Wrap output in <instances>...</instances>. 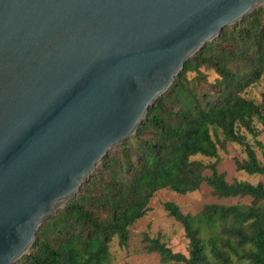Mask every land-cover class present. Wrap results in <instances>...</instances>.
<instances>
[{
    "label": "water",
    "instance_id": "water-1",
    "mask_svg": "<svg viewBox=\"0 0 264 264\" xmlns=\"http://www.w3.org/2000/svg\"><path fill=\"white\" fill-rule=\"evenodd\" d=\"M264 0H0V264L29 254L186 61Z\"/></svg>",
    "mask_w": 264,
    "mask_h": 264
},
{
    "label": "trees",
    "instance_id": "trees-1",
    "mask_svg": "<svg viewBox=\"0 0 264 264\" xmlns=\"http://www.w3.org/2000/svg\"><path fill=\"white\" fill-rule=\"evenodd\" d=\"M208 71L217 77L209 80ZM264 79V5L185 62L171 88L150 107L137 132L109 151L79 192L38 229L29 254L15 264H112L111 243L131 240L130 228L149 211L154 195H185L208 185L219 198L250 203H209L196 214L163 204L189 240V256L145 235L148 253L163 264H264V184L229 182L217 162L223 142L244 147L238 171L264 177V91L260 104L244 96ZM255 139L263 160L247 137ZM207 170L211 171L207 175Z\"/></svg>",
    "mask_w": 264,
    "mask_h": 264
},
{
    "label": "rangeland",
    "instance_id": "rangeland-1",
    "mask_svg": "<svg viewBox=\"0 0 264 264\" xmlns=\"http://www.w3.org/2000/svg\"><path fill=\"white\" fill-rule=\"evenodd\" d=\"M209 80L213 81L217 75L214 71H208ZM264 91V79L256 85L250 87L244 96L252 99L260 104L262 101V92ZM259 131L258 141L264 143V127L256 123ZM248 141L254 145L258 157L263 160V156L259 147L255 145V139L245 129H240ZM219 154L218 158H205L196 156L194 159L201 160L205 164L217 162L220 173L226 174V179L229 182L246 181L252 184L263 183L264 177L260 175H249L244 171H238L236 161H243L247 155L244 147L232 143L223 142V137L220 136L218 141ZM207 175L211 174L207 170ZM249 198H219L212 189L203 184L199 190L185 195L174 193L170 190H161L157 192L149 204L147 214L138 220L131 228V240L127 247H121L118 239L115 237L111 243L112 264H163L159 255L156 253H148L144 241L145 235L150 238H159L164 242L174 253H181L186 257L189 256V240L185 235L183 226L174 218L169 216L165 211L163 204L166 202H174L180 206L185 213L196 214L209 203H250ZM170 264H183L172 262Z\"/></svg>",
    "mask_w": 264,
    "mask_h": 264
}]
</instances>
